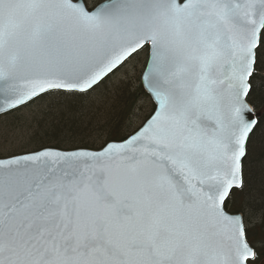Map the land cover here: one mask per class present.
I'll list each match as a JSON object with an SVG mask.
<instances>
[{
  "label": "snow or ice",
  "instance_id": "1",
  "mask_svg": "<svg viewBox=\"0 0 264 264\" xmlns=\"http://www.w3.org/2000/svg\"><path fill=\"white\" fill-rule=\"evenodd\" d=\"M141 56L131 131L0 154V264H264V0H0V116L71 119Z\"/></svg>",
  "mask_w": 264,
  "mask_h": 264
},
{
  "label": "trees",
  "instance_id": "2",
  "mask_svg": "<svg viewBox=\"0 0 264 264\" xmlns=\"http://www.w3.org/2000/svg\"><path fill=\"white\" fill-rule=\"evenodd\" d=\"M137 84L138 82L135 86ZM101 89L106 90L104 87H101L98 91ZM128 90V95H121V87L115 88V94H113V97L102 104H95L93 101L90 102L89 100H84L73 110L71 119L69 118V113L64 111L59 114L57 113V115L53 114L54 120L50 122L48 121V125L43 124L42 119L39 120L37 122V129L33 132L35 140L31 142L30 149L37 148L41 145H55L59 148H70L81 144L95 148L92 143L84 141L79 142L71 139L70 141L65 142L63 138L69 135L73 137L83 135L86 131H88V133L94 132V129L99 132L98 136L103 137L104 140L109 138V136L117 137L122 133L127 132V126H125V123L134 113L133 111L136 110L138 101H149V99L133 85H128ZM149 103L152 108L150 101ZM52 110L53 109H51V112ZM51 112H48L50 117L52 115ZM10 116L11 114L6 117ZM241 206L242 199L239 197L227 201L228 211L238 209ZM254 216V222L250 220L246 222V227L249 230L248 239L256 248H262V246H264V212L257 210ZM262 255H264V252H262Z\"/></svg>",
  "mask_w": 264,
  "mask_h": 264
},
{
  "label": "rangeland",
  "instance_id": "3",
  "mask_svg": "<svg viewBox=\"0 0 264 264\" xmlns=\"http://www.w3.org/2000/svg\"><path fill=\"white\" fill-rule=\"evenodd\" d=\"M88 4L91 5L95 3V0H87ZM143 70V56L136 59L135 61L126 63L120 71L116 73L112 81L108 82V89L97 90L93 93L87 100L94 102L95 104H102L106 100L109 101L113 94H115V88L123 87L121 83L127 80L134 74H139ZM138 81L132 80L129 84L130 86H135ZM150 103L147 100L138 101L136 110L131 115L128 121H126L125 126H127V131L132 130L138 124L141 123L142 118L150 112ZM51 112L44 101H40L37 104H32L27 107H22L20 110L11 113L10 117L1 116L0 117V154L5 152H19L30 150V144L35 140L34 131H36L37 122L42 119L43 124H49L50 121L54 120L53 114L57 115V112L53 109L51 112V117L48 115ZM59 114V113H58ZM49 121V122H48ZM48 122V123H47ZM126 129V128H125ZM94 132L86 131L83 135L76 137L67 136L63 140L68 142L71 140L79 142L92 143L95 148H98L104 141L103 137L98 136V131L96 129ZM255 216L252 215L248 220L254 222Z\"/></svg>",
  "mask_w": 264,
  "mask_h": 264
}]
</instances>
